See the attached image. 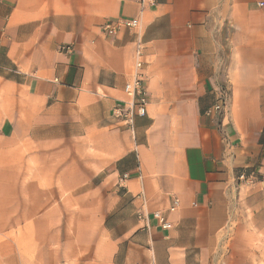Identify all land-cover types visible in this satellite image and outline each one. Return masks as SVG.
<instances>
[{
  "label": "crops",
  "instance_id": "crops-1",
  "mask_svg": "<svg viewBox=\"0 0 264 264\" xmlns=\"http://www.w3.org/2000/svg\"><path fill=\"white\" fill-rule=\"evenodd\" d=\"M138 1L0 0V264H23L24 222L38 263L254 264L264 0H157L143 14ZM136 17L139 31H102ZM138 38L149 104L130 130L113 111ZM221 91L226 112L208 116ZM71 197L90 229L73 262L49 248Z\"/></svg>",
  "mask_w": 264,
  "mask_h": 264
},
{
  "label": "built area",
  "instance_id": "built-area-1",
  "mask_svg": "<svg viewBox=\"0 0 264 264\" xmlns=\"http://www.w3.org/2000/svg\"><path fill=\"white\" fill-rule=\"evenodd\" d=\"M141 14L151 7H155L157 0H139L138 1ZM141 27L140 17L129 20H117L108 21L102 27V31L108 37L115 36L122 28H128L139 31ZM139 33V32H138ZM63 51L70 52L69 47H63ZM144 43L142 39L138 38L136 53H135V69L133 77L125 85V93L128 97L126 101L120 102L114 108L113 114L116 119L123 122V124L130 130L134 129L136 117H143L147 114V108L149 104L148 94L145 87V76L142 72L144 67ZM229 95L225 91H221L216 103L211 106L206 114L208 116H221L223 115L228 107ZM127 176H124V180ZM245 180L247 176L242 175ZM179 201L175 200L174 205L170 208V211H174L178 206ZM154 218L158 220L159 224L164 229L171 228L170 222L167 221L166 216L160 212L153 214Z\"/></svg>",
  "mask_w": 264,
  "mask_h": 264
},
{
  "label": "rangeland",
  "instance_id": "rangeland-1",
  "mask_svg": "<svg viewBox=\"0 0 264 264\" xmlns=\"http://www.w3.org/2000/svg\"><path fill=\"white\" fill-rule=\"evenodd\" d=\"M61 201H63V199ZM64 203L65 204H63V211H61V213L63 212V219L50 223L52 225L51 233L52 235L56 236V242L55 244L50 245L49 248L51 251H54L56 253V257L60 258L57 255L63 256L64 254H66L67 260L71 259V262H73L74 260H77V258L81 255V250L79 251V248L80 246H83L85 244L90 229H85V223L80 222L79 220L78 214L80 213V207L75 200V197L64 198ZM55 209L56 213L59 214L60 211L57 202L55 203ZM23 232V264H61L59 260H56V263H53L52 257L51 263H48L46 259L44 260V262L40 260L39 263L37 261H33L31 259L32 254L30 248V222H24ZM63 241L67 242L66 247L63 246ZM260 245V248L256 251L257 254L250 255V257L253 259L254 264H264V236L261 237ZM43 248L45 250L47 246L45 245ZM82 251H84V249H82ZM44 258H46V255H44Z\"/></svg>",
  "mask_w": 264,
  "mask_h": 264
}]
</instances>
